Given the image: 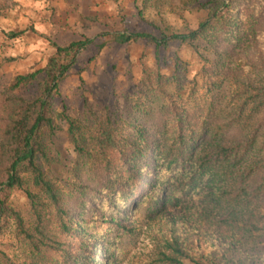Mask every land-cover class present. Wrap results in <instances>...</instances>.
<instances>
[{
    "label": "trees",
    "instance_id": "trees-1",
    "mask_svg": "<svg viewBox=\"0 0 264 264\" xmlns=\"http://www.w3.org/2000/svg\"><path fill=\"white\" fill-rule=\"evenodd\" d=\"M171 6L207 15L183 31L117 32L113 41L179 43L203 66L190 76L177 55L172 74L145 72L123 108L85 100L80 116L55 109L91 38L53 43L45 65L0 74V236L14 226L22 264H107L131 231L122 219L139 210L160 216L188 196L196 200L194 224L167 223L159 263L232 264L243 244L264 243V0ZM57 120L76 153L66 177L51 154ZM16 191L26 194L27 213L12 205Z\"/></svg>",
    "mask_w": 264,
    "mask_h": 264
},
{
    "label": "rangeland",
    "instance_id": "rangeland-1",
    "mask_svg": "<svg viewBox=\"0 0 264 264\" xmlns=\"http://www.w3.org/2000/svg\"><path fill=\"white\" fill-rule=\"evenodd\" d=\"M6 1V13L0 16V74L7 78L45 65L55 51L53 43L66 45L75 39H92L61 83V97L54 100L58 112L66 108L69 114L80 116L85 109V100L96 109L106 103L123 108L127 97L139 87L145 72L160 69L172 74L177 55L189 63L190 76L203 66L197 54L179 43L158 47L145 39L118 43L111 37L117 32L183 31L186 27H196L206 17L203 10L178 9L171 6V0ZM12 32L22 33L12 37ZM33 90L29 87L18 92L30 94ZM57 122L60 129L51 154L55 172L66 177L70 175L69 167L76 153L67 124ZM144 180H150V177ZM11 202L16 209L28 212L29 203L23 191H16ZM195 202L188 196L168 205L160 216L156 214L158 211L139 210L126 220L122 219L131 231L124 233L121 253L110 251L112 261L107 264H163L157 256L163 229L169 222L183 225V217L188 226L193 225ZM0 242V248L6 251L5 256H0V264H22L13 225L0 236ZM97 256L100 261L105 259L103 254ZM234 256L232 264H263L264 243L259 246L243 244Z\"/></svg>",
    "mask_w": 264,
    "mask_h": 264
}]
</instances>
